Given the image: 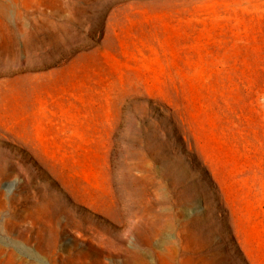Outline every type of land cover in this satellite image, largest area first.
<instances>
[{
    "label": "rangeland",
    "instance_id": "374dc122",
    "mask_svg": "<svg viewBox=\"0 0 264 264\" xmlns=\"http://www.w3.org/2000/svg\"><path fill=\"white\" fill-rule=\"evenodd\" d=\"M0 264H264V0H0Z\"/></svg>",
    "mask_w": 264,
    "mask_h": 264
},
{
    "label": "bare ground",
    "instance_id": "6f19581e",
    "mask_svg": "<svg viewBox=\"0 0 264 264\" xmlns=\"http://www.w3.org/2000/svg\"><path fill=\"white\" fill-rule=\"evenodd\" d=\"M96 233V232H95ZM224 233V232H223ZM227 233V232H226ZM227 235V234H226ZM233 248V247H232Z\"/></svg>",
    "mask_w": 264,
    "mask_h": 264
}]
</instances>
